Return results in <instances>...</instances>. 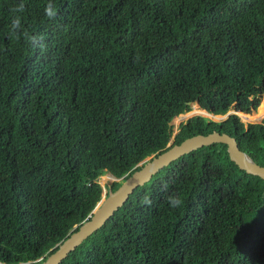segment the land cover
Masks as SVG:
<instances>
[{
    "label": "trees",
    "instance_id": "16d2710c",
    "mask_svg": "<svg viewBox=\"0 0 264 264\" xmlns=\"http://www.w3.org/2000/svg\"><path fill=\"white\" fill-rule=\"evenodd\" d=\"M263 97L264 0H0V263L43 264L193 105L239 116L171 146L226 133L264 166V120L242 121ZM61 264H264V180L194 151Z\"/></svg>",
    "mask_w": 264,
    "mask_h": 264
},
{
    "label": "water",
    "instance_id": "95a60500",
    "mask_svg": "<svg viewBox=\"0 0 264 264\" xmlns=\"http://www.w3.org/2000/svg\"><path fill=\"white\" fill-rule=\"evenodd\" d=\"M240 112V111H239ZM242 113V112H240ZM234 114L238 115L237 112ZM250 115V114H247ZM230 115H228L229 117ZM239 116V115H238ZM227 117V118H228ZM263 120L260 121L262 123ZM173 123V122H172ZM256 124V123H253ZM214 144H224L228 147V153L242 171L264 180V166L253 161L243 152L237 140L226 133L213 132L209 135H196L188 138L179 145L168 146V149L157 156L147 159L122 185L113 192L103 196L89 218L79 227L77 232L72 233L56 250L49 254L43 264H61L72 252H74L89 237L99 231L121 209L130 196L139 188L150 182L161 170L170 166L182 157ZM118 180V179H117ZM120 179L118 181H122Z\"/></svg>",
    "mask_w": 264,
    "mask_h": 264
},
{
    "label": "rangeland",
    "instance_id": "374dc122",
    "mask_svg": "<svg viewBox=\"0 0 264 264\" xmlns=\"http://www.w3.org/2000/svg\"><path fill=\"white\" fill-rule=\"evenodd\" d=\"M264 98V97H263ZM264 100V99H263ZM262 104H263V101H262ZM199 107V106H198ZM262 107V105H261ZM261 109V108H260ZM201 109L199 108H195L194 105L192 106V111L187 113V114H184L183 116H180L179 119H175L173 120V123H171V125L173 126V135H172V138H171V142L169 145H171L175 139V136L179 133L180 131V127L182 124H185L188 120H190L191 118L195 117V116H202V117H205V118H208L212 121H215V122H221V121H224L227 119L228 115H232L235 113V111H230L228 113V115L226 116H221V117H208V116H205V114H203L201 111ZM259 113V111H258ZM255 114L253 117H250L251 119L249 120H245V119H242L243 122L245 123H260L261 120H264V110L256 115L257 113H252L251 115ZM213 116V115H212ZM114 182H118V180L110 175H105L103 176L102 178H100V181H99V184L102 186L103 190H104V193H108L107 192V187L112 185ZM1 264V263H0Z\"/></svg>",
    "mask_w": 264,
    "mask_h": 264
},
{
    "label": "clouds",
    "instance_id": "9594fccd",
    "mask_svg": "<svg viewBox=\"0 0 264 264\" xmlns=\"http://www.w3.org/2000/svg\"><path fill=\"white\" fill-rule=\"evenodd\" d=\"M181 116H182V115H181ZM179 117H180V116H179ZM109 193H110V192H109ZM105 194L107 195L108 193H104V195H103V196H105V197H106V195H105Z\"/></svg>",
    "mask_w": 264,
    "mask_h": 264
},
{
    "label": "bare ground",
    "instance_id": "6f19581e",
    "mask_svg": "<svg viewBox=\"0 0 264 264\" xmlns=\"http://www.w3.org/2000/svg\"><path fill=\"white\" fill-rule=\"evenodd\" d=\"M183 116V115H182Z\"/></svg>",
    "mask_w": 264,
    "mask_h": 264
}]
</instances>
